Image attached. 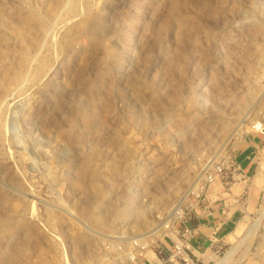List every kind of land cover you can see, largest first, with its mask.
<instances>
[{
    "label": "rangeland",
    "instance_id": "rangeland-1",
    "mask_svg": "<svg viewBox=\"0 0 264 264\" xmlns=\"http://www.w3.org/2000/svg\"><path fill=\"white\" fill-rule=\"evenodd\" d=\"M254 124L264 0H0V264H264ZM220 180L246 202L194 251Z\"/></svg>",
    "mask_w": 264,
    "mask_h": 264
},
{
    "label": "crops",
    "instance_id": "crops-1",
    "mask_svg": "<svg viewBox=\"0 0 264 264\" xmlns=\"http://www.w3.org/2000/svg\"><path fill=\"white\" fill-rule=\"evenodd\" d=\"M261 139L260 135L253 136L242 145L233 157V172H239L242 177L255 172L256 153ZM229 173L231 174V172ZM229 177L233 179V174ZM224 179L226 178L224 177ZM221 181L220 187L218 181L208 187L204 197L199 201L196 209L192 211L189 221H187V228L190 230L189 241L194 251L205 247L213 236L229 231L241 212V204L244 205L246 202L239 193L235 192H239L236 187L233 189V187L227 186L232 182ZM243 182L245 181H242L241 184L238 183L240 188H244ZM240 225L242 222H239L235 229ZM208 251L207 248L205 254L199 253V257L209 261L212 256L209 255Z\"/></svg>",
    "mask_w": 264,
    "mask_h": 264
},
{
    "label": "built area",
    "instance_id": "built-area-1",
    "mask_svg": "<svg viewBox=\"0 0 264 264\" xmlns=\"http://www.w3.org/2000/svg\"><path fill=\"white\" fill-rule=\"evenodd\" d=\"M261 128H262V127H259L260 130H258V132H259L260 134L263 133L262 135H264V129L261 130ZM214 174H215L214 172L211 173V174H209V177H208L209 182H212V181L214 180ZM186 233H188V235H189V233H190V230H189L188 228L186 229L184 235H185ZM188 246L191 247L190 241H189V243H188ZM168 261H169V260H167V259H166V260H165V259H161V260H158L157 262H155L154 264H168Z\"/></svg>",
    "mask_w": 264,
    "mask_h": 264
},
{
    "label": "bare ground",
    "instance_id": "bare-ground-1",
    "mask_svg": "<svg viewBox=\"0 0 264 264\" xmlns=\"http://www.w3.org/2000/svg\"><path fill=\"white\" fill-rule=\"evenodd\" d=\"M253 126H254V129H255V130H260L259 127H262L261 130L264 129V125L254 124ZM262 134H263V133H262ZM196 185H197V184H193L190 188H192V189L195 188V189H196V188H197ZM195 189H194V190H195ZM174 211H175V210H174ZM175 212H176V211H175ZM178 212H179V211H178ZM180 213H181V212H180ZM175 214H178V213H175ZM174 217H176V215H174ZM259 218H260V217H259ZM166 223H167V222H166ZM164 225H165V223H164ZM249 231H250V230H249ZM245 235H246V234H245ZM201 254H202V253H201ZM204 254H205V252H204ZM207 257H208V256H207ZM204 260H205V259H204ZM223 261H224V260H222V261H220V262H217L216 264H225V263H227V261H225V262H223Z\"/></svg>",
    "mask_w": 264,
    "mask_h": 264
}]
</instances>
